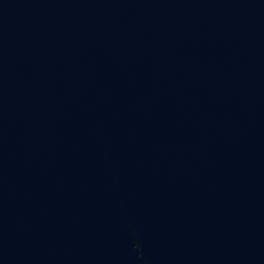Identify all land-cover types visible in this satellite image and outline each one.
Wrapping results in <instances>:
<instances>
[{"label":"water","instance_id":"obj_1","mask_svg":"<svg viewBox=\"0 0 264 264\" xmlns=\"http://www.w3.org/2000/svg\"><path fill=\"white\" fill-rule=\"evenodd\" d=\"M0 264H264V0H0Z\"/></svg>","mask_w":264,"mask_h":264}]
</instances>
